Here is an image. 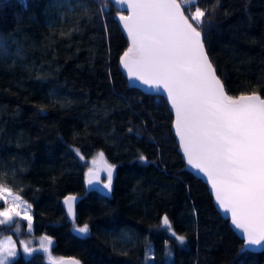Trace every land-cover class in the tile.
Wrapping results in <instances>:
<instances>
[{
  "label": "trees",
  "instance_id": "1",
  "mask_svg": "<svg viewBox=\"0 0 264 264\" xmlns=\"http://www.w3.org/2000/svg\"><path fill=\"white\" fill-rule=\"evenodd\" d=\"M196 6L206 10L203 40L226 92L264 98V0H196L186 14ZM120 14L110 0H0V183L31 204V234L51 238L56 258L264 264V249L242 251L207 185L186 169L165 98L129 85ZM101 151L115 165L109 196L85 181ZM70 194L81 196L74 218ZM84 224L89 233L77 234ZM16 233L0 226V236ZM12 264L48 261L21 252Z\"/></svg>",
  "mask_w": 264,
  "mask_h": 264
},
{
  "label": "snow or ice",
  "instance_id": "2",
  "mask_svg": "<svg viewBox=\"0 0 264 264\" xmlns=\"http://www.w3.org/2000/svg\"><path fill=\"white\" fill-rule=\"evenodd\" d=\"M126 6L127 15L119 20L129 46L119 62L130 80L159 93L174 112L172 127L187 164L207 178L215 200L245 242L242 251L264 248V98L257 93L227 94L222 80L209 59L203 40L206 10L196 6L186 14V6L196 0H114ZM195 22V23H193ZM43 111V109H41ZM131 132V129H129ZM77 156L84 160L77 151ZM139 161L146 163L140 155ZM86 173L89 186L112 191L115 165L107 163L101 151ZM87 166V165H85ZM101 172L107 180L101 185ZM75 196L64 199L69 217L74 216ZM0 226L26 221L33 230L31 204L0 183ZM162 224L183 245L185 237L171 230L165 215ZM77 234H88L87 224L75 227ZM41 249L23 244L31 257L42 251L48 264H80L74 258H53L52 240L44 237ZM146 259L151 253L145 250ZM18 257L16 244L8 237L0 241V264H12Z\"/></svg>",
  "mask_w": 264,
  "mask_h": 264
},
{
  "label": "water",
  "instance_id": "3",
  "mask_svg": "<svg viewBox=\"0 0 264 264\" xmlns=\"http://www.w3.org/2000/svg\"><path fill=\"white\" fill-rule=\"evenodd\" d=\"M110 2H112L114 5H115V7L118 9V11L119 12H121V14L120 15H127L128 13H127V9H126V6H124V5H120V4H117V3H115L114 2V0H110ZM119 15V16H120ZM118 23H119V25L121 26V30H122V32H124V30H123V25H122V23L120 22V20H119V17H118ZM124 34L125 35H127L126 34V32H124ZM129 44V43H128ZM129 46V45H128ZM127 50V49H126ZM125 50V51H126ZM207 54H209L208 52H207ZM210 59V58H209ZM211 61V60H210ZM213 64V63H212ZM214 65V64H213ZM120 67H121V69H122V71H123V73L126 75V77H128L127 76V73H126V71L122 68V66L120 65ZM218 75V74H217ZM128 81H129V85L132 87V88H138L139 90H141V91H143V93H148V92H154V93H157V92H155V91H153L152 89H150V88H148L146 85H142V84H140V82L139 81H136V80H130L129 78H128ZM223 83V82H222ZM224 84V83H223ZM225 86V85H224ZM228 94V93H227ZM258 94V93H257ZM170 106V105H169ZM171 110V109H170ZM172 112V111H171ZM172 115H173V117H174V119H175V116H174V112H172ZM174 135H175V130H174ZM175 138H177V144H178V146H179V140H178V137H176V135H175ZM179 149H180V153H182V155H183V151H182V149L180 148V146H179ZM183 159H185L184 158V156H183ZM110 164V163H109ZM185 164H186V169H188L189 170V172L192 174V175H194V176H196L197 178H199V179H201L202 181H203V183H205L206 185H207V187H208V189L210 190V194H211V197H212V199L214 200V205H215V207L217 208V210H219V213L223 216V218L225 219V220H229L230 222V225H231V227H232V229L235 231V235L237 236V237H239L241 240H243L242 239V236H241V233L238 231V230H236L235 228H234V226L232 225V223H231V216H230V214L229 213H225L222 209H220V207H219V205L217 204V202H216V200H215V195H214V193L212 192V190H211V185L210 184H208V182H207V178L206 177H204L203 176V174H197L196 173V171L195 170H193L188 164H187V161H186V159H185ZM87 172H88V170H87ZM86 172V173H87ZM114 175H115V173H114ZM113 175V176H114ZM102 176H104V180H102ZM100 178H101V185H102V183H104V182H106V180H107V176H106V173H104V172H101V174H100ZM86 179H87V177H85V181H86ZM86 185H88L87 183H86ZM112 185H113V183H112ZM88 187H95L96 189H98V190H100L103 194H106V196H109L110 195V193H107V190H105V189H103L102 188V186H89L88 185ZM67 196H75L77 199H76V201L74 202V205H73V210L75 209V205H76V203L78 202V200H79V198L81 197V196H77V195H74V194H70V195H67ZM65 206V205H64ZM66 207V206H65ZM66 211H67V207H66ZM68 215V214H67ZM69 217V216H68ZM70 218H74V217H70ZM243 245H245V242L243 243ZM263 249L264 248H260V247H252V246H250L249 248H247V249H245V250H247V251H253V252H256V253H260L261 251H263ZM60 258H64V259H69V258H74V259H77V258H75V257H73V256H70V257H66V256H63V257H60ZM57 259H59V258H57ZM78 260V259H77ZM81 264V263H80Z\"/></svg>",
  "mask_w": 264,
  "mask_h": 264
},
{
  "label": "rangeland",
  "instance_id": "4",
  "mask_svg": "<svg viewBox=\"0 0 264 264\" xmlns=\"http://www.w3.org/2000/svg\"><path fill=\"white\" fill-rule=\"evenodd\" d=\"M91 167H92V164L89 165V168H91ZM0 204H3V202L0 201ZM31 211H32V208H31ZM14 219H15L17 224L21 225V230L19 232H17L16 231V224L10 225L12 230L17 232L16 235L15 236H13V234H6V235H3V236L1 235L0 236V241H4L8 237H11L12 241L16 244V248H17V252L18 253L23 252V244L24 243H28V245L31 248L36 249V250L41 249L42 244H46V241L44 240V237H42V236L34 237L31 234L33 232V230L31 232L28 231V229L26 227V223H27L26 221L20 220L19 217H16ZM24 255L27 256V254H25V253H24ZM53 258H56V257L53 256ZM46 260H47V257H46Z\"/></svg>",
  "mask_w": 264,
  "mask_h": 264
}]
</instances>
